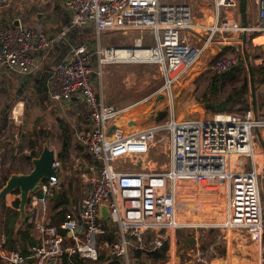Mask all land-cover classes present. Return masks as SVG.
I'll return each mask as SVG.
<instances>
[{"label": "built area", "instance_id": "built-area-1", "mask_svg": "<svg viewBox=\"0 0 264 264\" xmlns=\"http://www.w3.org/2000/svg\"><path fill=\"white\" fill-rule=\"evenodd\" d=\"M210 2L211 22L207 17L202 23L184 0H63L69 26L92 28L94 44L73 43L68 55L48 70L47 91L53 100L70 99L75 94L85 102L90 126L77 138L97 160V175L80 199L79 219L66 213L59 221L48 222L41 214L58 188L61 162L54 157V173L30 193L27 202L35 215L29 220L37 234L35 242L26 247L27 253L0 245L2 261L59 264L66 256L68 261L94 262L104 254L118 259L119 264H130V254L159 247L161 234L170 238L178 228L190 226L216 227L226 230L227 236L236 229L246 232L257 250L254 264H264L260 192L264 151L256 132L264 129V115H258L251 105L241 115L219 111L203 118L178 119L172 111L164 120L124 133L117 122L126 109L147 102L160 91L172 100V85L218 34L248 33L253 35L252 44H264V0H253L256 13L252 22L235 19L237 0ZM201 29L207 34L202 42L198 37ZM104 31L149 33L153 42H146L142 35L126 45H101ZM63 34L47 35L41 28L20 22L12 26L0 18V66L21 74L32 72L40 64L35 55L47 51ZM257 37L263 39L256 42ZM217 43L224 47L228 41ZM255 61L264 64V53ZM107 64H116L113 75L122 77L125 86L135 82L131 75L136 77L140 65L155 68L162 83L151 95L130 97V103L118 107L102 99L92 77L100 83ZM239 64L238 53L226 51L218 53L204 69L208 74H220ZM132 65L135 67L130 69ZM160 154L166 156L164 166L156 167L146 159ZM132 156L141 161L135 169L118 166L122 158ZM101 203L108 206L107 221L100 216ZM188 203L208 204L215 213L219 209V217L183 222L177 212Z\"/></svg>", "mask_w": 264, "mask_h": 264}, {"label": "rangeland", "instance_id": "rangeland-1", "mask_svg": "<svg viewBox=\"0 0 264 264\" xmlns=\"http://www.w3.org/2000/svg\"><path fill=\"white\" fill-rule=\"evenodd\" d=\"M184 1L190 3L198 22H206L207 17L208 22H211V17L209 15L212 11V5L210 0ZM242 1L243 0H237L236 10H234V15L238 14L239 19L241 20V14H243V11H241L240 6L243 3ZM57 2L59 3L60 1L43 0L41 2L39 0H0V18H2L7 23H9L12 19H16L20 21L23 26L41 28L47 35H56L58 33L64 32L62 36L64 37L68 31V23L62 20V18L58 16V14L53 9ZM244 4H246V12L248 8V10L251 12V18H253L256 8L254 2L252 0H244ZM77 29V36L72 39L73 43L89 42L94 44L95 36L92 28ZM71 32H74V30ZM142 35L144 36V40L146 42H153V39L149 33L143 34L142 32L137 31H129L126 33L118 31H104L100 35V43L101 45H126L134 41L136 37H140ZM245 35L248 37V34ZM198 37L202 42L207 37V34L201 29ZM242 37L243 35L241 32L237 33V35L229 32H222L215 36L214 40L210 41V46L200 56L192 68L172 85V100L169 101L164 92L161 91L159 94H162V97L157 98L158 95L154 94L152 97L148 98V101L152 100L155 105V115L151 119L148 118L147 123L149 124L154 121L164 120L166 116L171 114L172 111L175 117L178 119L203 118L212 116L214 113L219 111L237 113L238 115L243 114L246 108H244V104L238 100V98H243L249 105L252 103L247 65L254 67L255 70H257L260 66H263L264 64L257 63L255 58L256 56L264 53V51L257 44H252L250 39H246L245 42L242 43ZM223 39L228 41V43H223L226 47H220L219 53L226 51L237 52L240 56V60H243L242 63H240L236 69L233 70L231 76H227L223 82L220 83L221 85L218 86L215 96L211 97V99H206L205 95L208 81L213 74H208L204 68L218 54L217 49L219 48V45L217 41ZM260 39L262 40L263 37H260ZM61 40L62 39L59 41ZM63 44L66 45V43ZM50 54L51 51L45 53L44 57L41 59L39 68L43 67L42 70L51 69L54 64L53 62L58 58L52 57ZM115 65L116 64L104 65L103 75L100 78L101 82L106 78L108 79L104 90L107 99L106 101L108 103L110 102L112 104V100H114L116 105L119 103L124 104L126 101L125 97H132L133 99L144 98L148 95H151V93L154 92L162 83V78L155 68H149L145 65H140V69L137 71L136 77L134 76V73L131 75V78L135 79V82L126 85V91H124L123 94L120 92V95H123L124 98L122 100H118L116 98L115 90L112 88L114 87L113 83L122 86L125 85L123 84L122 77L113 75ZM134 67L135 66L132 65L130 69ZM255 76V83L257 84L254 86L255 103L258 105L257 108L260 110L257 112V114L262 115L264 109L262 103L264 98V90L261 88L262 82H260V73L255 72ZM118 87L121 88V86ZM21 89H23V87H21L19 81H17L16 78H14V75L10 74L9 72L8 76L5 78L4 76L3 78H0V128L4 123H8V128L4 130L1 135L2 137L4 135V137L3 139H0V147H6L7 143L9 145L8 151L0 152V185L2 183L1 177L4 174L7 176L9 175L7 172L8 169L19 167L18 164L21 167L19 168L23 169L21 171H28L30 169L31 164L29 159L24 158V156L30 154L31 149L29 144L32 142V140H37L33 149L36 153L39 152L42 143L45 141H47L48 145L60 148L59 150H65L67 155H69L68 151L75 149L76 146L72 132H67L65 134L64 130H62L70 129L72 126L76 125L77 120H75V117L71 114V112L67 111L65 113L62 109H59V106H56L54 107L56 112L53 115L50 113V109H46V105H43V103L41 104L39 102L35 92L30 87H26L23 90ZM19 91L21 94L18 93ZM11 97L13 98L12 101L10 100ZM7 98L8 107L4 108ZM118 101L120 102L118 103ZM209 104H211V106L219 105L221 110H214V108L210 107ZM56 114L60 115L61 117L60 123L55 121V117L57 116ZM75 115L77 114L75 113ZM121 120V123H123L125 127L121 128L122 133H124L125 129L129 130L130 128L125 124L127 120L125 115ZM1 136L0 138H2ZM65 142L68 143V146L64 149L62 146L65 144ZM70 144L71 148L69 149L68 147ZM10 146H12L13 149H10ZM10 150H15L17 152V157L19 156V158L15 159L11 168L8 166L9 163L6 162V152H8L9 156ZM143 159L144 158L141 160ZM146 159L150 161V164L159 167L160 164L166 160V156L164 154H160L157 157L152 155ZM154 160H156V162ZM140 162L138 161V157H125L120 160L118 166L133 170L136 168V165H140ZM70 165L72 172L70 171L68 177H62V182L59 183V187L62 185V188H64L66 191H69V194L71 193V195L76 199V196H82L83 191L87 186L84 188L83 181L80 177V173L82 172L81 170H83L82 167L76 165L73 168L72 163H70ZM161 166H164V164ZM74 171L75 173L73 174ZM58 190L59 188L57 191ZM260 192L262 195V208L264 209V196L262 194V187ZM6 196H8V194ZM211 209L212 208L209 207L208 204L197 206L196 203H188L182 205V208L178 210L177 215L178 218L183 222L199 223L202 222V220H212L215 218V216L216 218L219 217V209L216 210V213ZM4 214L5 210L0 208V227L3 226L2 220H4ZM226 238L227 231H222L216 227L182 226L178 228L175 231V234L170 238L165 236V234H161V237L159 238L161 240V244L165 239L169 240L170 244L169 249L166 251L162 260L143 257L141 263L138 264H170V262H173V264H208L214 260L216 255L219 256L222 254L221 252L223 249V242L226 240ZM231 238L232 242L234 243L236 241H240L241 244L245 242L247 245H249V241L244 237H239L236 232L229 233L230 241ZM147 241L149 242V240ZM171 248H174L173 254L170 253L172 251ZM153 249L154 246H151L150 250ZM250 252L251 251L246 247H241V249L234 247V252H232V254L234 253V257L238 262H241V264H246L245 261L251 260V256H249ZM130 264L136 263H133V261L130 260Z\"/></svg>", "mask_w": 264, "mask_h": 264}, {"label": "crops", "instance_id": "crops-1", "mask_svg": "<svg viewBox=\"0 0 264 264\" xmlns=\"http://www.w3.org/2000/svg\"><path fill=\"white\" fill-rule=\"evenodd\" d=\"M59 1L60 2L59 3L57 2L55 4V6L53 7V9L58 14V16H60L62 18V20H64L65 22L68 23V25H67L68 26L67 27V29H68L67 34H66V36L61 38L62 39L61 41L54 43L47 51L38 52L35 55L36 62H38V63L41 62V59L44 57L45 53L50 52V51H51L50 56L56 57V58L58 57L54 62H56L57 60H59L61 58L66 57L68 55L70 46L73 44V40L72 39L74 38V32H71V31H73L72 28H74V27H70L69 26V11L65 7V5L63 3V0H59ZM246 1H248V0H246ZM255 13H256V8H255V11H254V14H253V18H251V12L247 8V12H245V15H243L244 13L241 14L242 20L245 21V22H252L251 20L254 19ZM235 19L238 20L239 22H243L241 19H239V15L238 14L235 15ZM78 28L85 29V28H89V27H78ZM143 34H146V33H143ZM233 34L237 35V33H233ZM241 34L243 35V33H241ZM245 34H248V33H245ZM248 35H250V34H248ZM254 41H255V39H254ZM63 43H66V45L63 44ZM88 44H90V43L88 42ZM258 46L262 50H264V44H260ZM224 47H226V46H224ZM224 47H222V48H224ZM42 68L43 67L37 68V69L33 70L32 72L27 73V74L14 73V78L16 77L17 81H24L23 84H28L30 86L38 85V86L41 87V85H40L41 84V80L45 76H47V74H48V69L42 70ZM92 77H93L94 81L96 82L95 85H96V89H97L98 93L100 94L102 99L104 101H106L107 99H106L104 90H105L106 83H107L108 79L106 78V79H104V81L99 83V81L95 80L94 75ZM42 86H43V83H42ZM113 86L114 87H112V88L115 90L116 98L118 100H120V99L122 100L124 98V96L120 95V92L123 94V92L126 91L125 88L127 86H122V85H118V84H115V83H113ZM118 86H121V88H119ZM261 88H262V90H264V81L262 82ZM47 95H48V93H47ZM37 98H38V100H39V102L41 104L43 103V105H46V107H47L46 109H50V113L51 114L54 115L55 112H56V109L54 107L59 106V109H62L65 113L67 111L71 112V114L75 117V120H77L75 126H72V127L69 126V127H71L70 129H62V130H64L65 134L67 132H72V134L74 136L73 139H74V141L76 143V146H75V149H71L70 151H68V153H69L68 156H69V159H70V163H72V167L73 168L77 165L79 167H82V169H83V170H81L82 172L80 173V177H81V179L83 181L84 188L87 186L84 189V191H83V194H84L85 190L91 185V181L96 177L97 169H98L97 168V164H98L97 160L95 158H93V156H91V154L88 153L85 150V148L83 147V145L81 144V142L77 138V134L80 131H82V130H84V129H86V128H88L90 126V120H89V115H88V110H87L86 104L82 101L83 99L79 95H75V94L70 99H64V100L63 99L62 100H53V99L50 98L49 95H48V98H39V96H37ZM125 98H126V101L124 100L125 101L124 104L123 103L120 104L119 103L120 101H118L119 104L116 105V103H114L115 102L114 100H112L113 101L112 104H114V105H116L118 107L125 106L129 102V100H128L129 98L128 97H125ZM11 101H12V99H11ZM262 103H263V106H264V98H263V102ZM74 106H78V107H74ZM257 107H258V105H256V108H255L256 113L258 111H260ZM139 108H141V109L139 110ZM154 108H155V105H154L152 100L148 101V102L139 103L136 106H132V107L126 109L125 112H122L120 114V116H119V119H117V122H119L120 125H122V127H124V124L121 123V121H122L121 119L125 115L127 117L126 122L129 123V121L132 120V122L129 123L130 124L129 128L130 129H137V128L143 126V125L148 124L147 123L148 118L149 119L153 118ZM44 109H45V106H44ZM75 113L77 115H75ZM262 115H264V109H263ZM55 121H57V123L61 122L60 115H57L55 117ZM7 128H8V123H4L1 126V128H0V136L2 135L4 130H6ZM259 133H260L259 137L262 139V141L264 143V129L260 130ZM3 137H4V135H3ZM3 137L0 138V139H3ZM67 144L68 143L65 142V144L62 147L65 149L68 146ZM260 145L262 147L261 142H260ZM8 146L9 145L7 143L6 147H0V152L1 151H4V152L8 151ZM49 146L53 147L55 150H59L60 149V148H57L56 146H51V145H49ZM11 148L13 149L12 146H10V149ZM68 148L69 149L71 148V144H70V146ZM262 149L264 151L263 147H262ZM6 155H7V161L6 162H8V163L10 162L11 158H13L14 156H16L15 159L19 158V156L17 157V152L15 150H10L9 156H8V152H6ZM22 165H23V163H22ZM18 166L20 167L19 164H18ZM21 170H23V169H20V171ZM70 171H71L70 169L65 168L63 165H60L59 172H58L59 183L62 182V177L63 176H64V178L69 176ZM263 172H264V168L262 170L261 180L263 178V174H264ZM74 173H75V171L73 172V174ZM59 183H58V188H61L62 185H61V187H59ZM57 189H56V191H57ZM70 195H71V193H70ZM17 196H18V194H16V193H9L8 196H5V198L2 199L3 200V204L5 206L12 207V201ZM263 196H264V194H263ZM81 197L79 198V200H76L74 197H72V203H73L72 204V208H73V213L72 214H74V216H76L78 219H79V206H80ZM51 210H52V201L49 200L47 210H46L45 213L41 214V217L43 219H45L46 221H48V222L55 223V222L59 221L61 218L59 219L58 217H55L53 211H51ZM26 211H27L28 215L25 217L24 220H26V222L30 224L29 220H32V218H34L35 215H34V213H32L29 210L27 204H26ZM67 213H69V212H67ZM263 214H264V211H263ZM24 220H22V221H24ZM21 222H18V220H17V223H21ZM3 228H4V225L2 227H0V245L1 246H2V243L5 242V235H4V229ZM30 232H31V235H33L34 238L36 239L37 234L31 228V224H30ZM231 232H234V233L236 232V234H238L239 237H244L245 239H247L249 241V245H247L245 242H243L241 244L240 241H238V242L236 241L234 243V242H232V238H231V241H230L229 240V236H227L226 240L225 241L223 240L224 242H223V249H222V252H221L222 254H220L219 256L216 255L214 260L209 262L208 264H241V262H238L237 259H235L234 253L232 254V252H234V247L237 248V249H241V247H246V248H248L251 251L250 255H249V256H251V260L245 261L246 264H254L256 262V260H257V250H256V247H255L254 243L250 240L249 236L247 235V233L243 232L242 230H237V229L236 230H232ZM232 235H233V233H232ZM28 245L29 244L27 242L23 241V242H21V244L19 245V247L17 249H21V248H24V247L26 249V247ZM4 248H6V247H4ZM232 249H233V251H232ZM135 254H136V252L134 254H132V256H131V261H133V263L136 261V259H138L140 257L141 258L145 257V252H141L140 251V254L138 256H135ZM0 260H1V258H0ZM67 264H69L68 260H67ZM242 264H244V263H242Z\"/></svg>", "mask_w": 264, "mask_h": 264}, {"label": "trees", "instance_id": "trees-1", "mask_svg": "<svg viewBox=\"0 0 264 264\" xmlns=\"http://www.w3.org/2000/svg\"><path fill=\"white\" fill-rule=\"evenodd\" d=\"M243 3L241 4V11H243V15H245L246 12V4H244V0L242 1ZM16 19H12L10 20V22L8 24L14 26V21ZM20 22V21H19ZM21 23V22H20ZM67 24V23H66ZM78 27H74L72 28L74 30V37L77 36V29ZM253 35L250 34L248 35V37H246V39H250ZM242 60H240V63H242ZM236 67H232L231 69L227 70L226 72L220 73V74H213L211 76V78L208 81V86H207V90H206V99H211V97L215 96L218 86L221 85L220 83L223 82V80L227 77V76H231V74L233 73V70H235ZM255 72L260 73V82L264 81V65L260 66L257 70L254 69V67H251V74L253 77V84L255 86V82H256V76H255ZM257 85V84H256ZM238 100H240L243 104H244V108H248L250 107L249 104H247V102L242 98H238ZM210 107H213L214 110H221L219 105L216 106H211V104H209ZM37 142V140H32V142H30L29 147L31 149V152L29 155H25L24 158L26 159H30L31 156L35 155L36 152H34V147H35V143ZM16 156H14L13 158H11L8 166L11 168L13 166V163L15 161ZM61 162V165H63L65 168L70 169L72 172V168L71 165L69 163V157L66 154V152L64 153L63 156L58 158ZM20 168L16 167V168H11L8 169L7 172L8 174L10 172L13 171H19ZM7 175L4 174L1 179H2V183L4 182V180L6 179ZM1 183V184H2ZM12 193H16L18 194V190L15 189ZM56 198H53V196L51 197V201H52V210L54 213L55 217H58L59 219L64 218L65 214L67 212L69 213H73V208H72V195L69 194V191H66L64 188H59L58 192H56ZM79 196H76V200H79ZM18 196L12 201V207H8L5 206L3 204V200H0V208H3L5 210V214H4V220H2L3 225H4V235H5V242L2 243L3 247H6L8 249H17L19 247V245L21 244V242H27L28 244H32L33 242H35V238L33 235H31L30 232V224L26 222V220L22 221L21 223H17V218H18ZM23 253H27V250L24 248L20 249ZM165 254H162L161 250H160V246L154 248L153 250H148L145 251V257L147 258H153V259H157V260H162L164 258ZM67 258L66 256H63L60 263L59 264H67ZM141 260H143V258H138L136 259L135 263H141ZM69 264H119V260L116 258H110L108 256H105L103 254L100 255L99 259L97 261L94 262H88V261H84L81 259H73V260H69L68 261ZM0 264H6L4 261L0 260Z\"/></svg>", "mask_w": 264, "mask_h": 264}, {"label": "water", "instance_id": "water-1", "mask_svg": "<svg viewBox=\"0 0 264 264\" xmlns=\"http://www.w3.org/2000/svg\"><path fill=\"white\" fill-rule=\"evenodd\" d=\"M14 24H19L18 20L14 21ZM246 40V35L243 33L242 37V43H244ZM218 53L220 52V47L217 49ZM248 66V72H249V85H250V91H251V98L252 103L251 107L255 110L256 104H255V94H254V84H253V77L251 74V67ZM47 76H45L46 80ZM162 94H158L157 98L162 97ZM129 121V123H131ZM114 125L112 124L110 126V129ZM4 127V126H3ZM258 138L262 144V147L264 148V143L262 139L259 137L260 133L257 130ZM65 153V150H55L54 148L50 147L47 143V141L43 142L41 145V149L38 153L31 156L29 159V162L31 164V168L28 171H13L9 173V175L6 177L4 182L0 185V200L4 199L5 196L9 193H12L15 189L18 190V222H21L25 219V217L28 215L26 211V204L28 202V198L30 193L36 192L38 190L39 184L44 180L47 179L50 175L54 173V169L51 166V163L54 159V157H61ZM264 173V172H263ZM261 186L262 191L264 194V174L263 178L261 180ZM53 198H56V195H53ZM99 213L100 216L104 218V220H108V206L106 203H101L99 206ZM169 246V242L167 239H165L162 244L160 245V250L162 254H165ZM140 254V251L137 250L135 256H138ZM131 257V254H130Z\"/></svg>", "mask_w": 264, "mask_h": 264}, {"label": "flooded vegetation", "instance_id": "flooded-vegetation-1", "mask_svg": "<svg viewBox=\"0 0 264 264\" xmlns=\"http://www.w3.org/2000/svg\"><path fill=\"white\" fill-rule=\"evenodd\" d=\"M55 63V62H54ZM8 72L12 75H14V73H18V72H15L13 70H11L10 68H8V66H0V78H4L6 76H8ZM16 78V77H15ZM24 81H19L21 87L26 88V87H30L34 92H35V95L39 96V98H48V91H47V78L45 80V77L41 80V87L36 85V86H30L28 84H23ZM42 83H43V86H42ZM21 89V90H23ZM22 92V91H21ZM20 93V91L18 92ZM21 94V93H20ZM13 99L12 97L10 98V100ZM9 100V101H10ZM8 98L6 99L5 101V104H4V108H7L8 107Z\"/></svg>", "mask_w": 264, "mask_h": 264}, {"label": "bare ground", "instance_id": "bare-ground-1", "mask_svg": "<svg viewBox=\"0 0 264 264\" xmlns=\"http://www.w3.org/2000/svg\"><path fill=\"white\" fill-rule=\"evenodd\" d=\"M262 38V37H261ZM255 41L257 42V41H261V39H260V37H257V38H255ZM16 107V106H15ZM17 110V109H16ZM15 113V112H14ZM15 114H17V113H15ZM19 114V113H18ZM16 116V115H15ZM19 116V115H18Z\"/></svg>", "mask_w": 264, "mask_h": 264}]
</instances>
